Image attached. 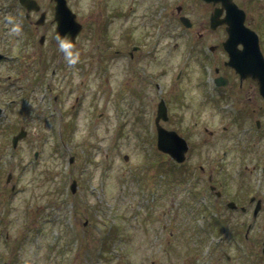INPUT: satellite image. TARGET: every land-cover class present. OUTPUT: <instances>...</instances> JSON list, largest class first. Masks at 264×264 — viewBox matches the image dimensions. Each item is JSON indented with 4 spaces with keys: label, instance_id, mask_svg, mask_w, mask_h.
<instances>
[{
    "label": "rangeland",
    "instance_id": "obj_1",
    "mask_svg": "<svg viewBox=\"0 0 264 264\" xmlns=\"http://www.w3.org/2000/svg\"><path fill=\"white\" fill-rule=\"evenodd\" d=\"M189 1L68 0L82 23L71 51L77 58L70 64L59 45H47L43 56L60 58L54 74V63L39 67L36 37L8 30L13 12L0 11V264H264L261 219L247 241L231 234L247 215L220 210L214 220L201 202L208 170L229 191L254 183L264 128L258 137L253 122L264 124V102L253 87L243 106L230 99L233 110L208 100L200 54L191 53L195 33L174 14ZM234 1L264 49V0ZM184 8L192 21L207 19L205 5ZM180 69L181 88L172 93ZM160 97L170 109L161 124L188 140L185 166L155 147ZM237 111L246 121L234 127ZM20 126L27 135L12 147ZM220 220L227 226L214 229ZM219 235L217 245L211 236Z\"/></svg>",
    "mask_w": 264,
    "mask_h": 264
},
{
    "label": "flooded vegetation",
    "instance_id": "obj_2",
    "mask_svg": "<svg viewBox=\"0 0 264 264\" xmlns=\"http://www.w3.org/2000/svg\"><path fill=\"white\" fill-rule=\"evenodd\" d=\"M196 4L207 6L208 8L207 19L205 18L199 21H195V20L192 21V19L187 15L184 7L187 6V8H190ZM54 5L55 3L53 0H34L31 1L30 3H24V4H22L19 0H0V11L4 8L11 12H14L13 16L16 17L13 18L18 17V20H20V22L24 24L28 32L36 35L39 34V46H38L40 50L39 67L44 69L49 63L51 64L54 63L55 68L52 70V74L55 73L54 71L55 69L56 70L61 69V67L59 66L60 58L56 59L55 56L56 52H53L49 56H43V53L47 45L49 46L59 45V42L56 40V36H55L56 22L54 20V10H53ZM97 5L100 7L101 4L97 3ZM219 5L220 4L218 3H213V2L207 3V2H203L202 0H191L189 1V3L185 4V6H183V4L176 5L175 6L176 12L174 14L179 22L182 16L188 17V19H185L186 22L185 24H189V27H185V28L194 30V31L193 30L190 31L192 34L195 33V39L193 40V47L199 52L198 54H200V56L198 54L197 55L201 57V59H203L206 62V64H208L211 71H213L212 74H213L214 90L216 92L218 91L224 92V94H226L225 96L230 97L233 101H236L237 103H240L243 106L245 102L249 101V96L247 93L248 88L252 89L253 87L257 96L260 95L257 89L256 82H254L253 79H251L250 77L241 78L237 74V72H235L226 63L228 54L223 46V41H225V38L227 36V33L225 32L226 25L221 24L211 27L209 21L210 14L213 12L215 8L218 9ZM14 10L20 12L18 13L15 12ZM219 33H221V35H219ZM64 39H68V38H64ZM129 54L132 56L131 52ZM209 63H211V65ZM181 76H182V70H180L177 73L176 79L177 80L180 79ZM215 81H218L219 83L216 84ZM235 88L239 91V93H241V96L233 93ZM224 94L221 93V96H224ZM56 98H57L56 95L53 96L54 100H56ZM243 98H245V100H243ZM232 103L234 104V102ZM244 112L241 113V115H239L242 122H244L242 120V117L244 116ZM209 133L212 132L209 131ZM183 137L185 136L183 135ZM245 149L246 147H237V146L236 148H234V150H238L242 152H245ZM229 151L230 149L224 148L222 153L226 154ZM258 152H260V150ZM262 153L264 154V152ZM257 160L261 161V159H257ZM262 160L263 163H261L262 167H260V171L256 172V168H255V173H254L261 177L259 179V183L257 185L251 184V187H249L247 181V183L243 182L237 184L232 191L226 190V187L222 186L223 185L222 182L219 181L218 183H216L212 176V172L211 173L209 172L207 177L209 184L207 187L209 188L211 195L213 197L212 208L214 213L218 214L220 213V210L223 212L224 211L237 212L239 214L238 215L239 217L241 215L244 216V214H251L254 220H256L257 218L261 219L264 226V158ZM199 168L201 171H203V167L200 166ZM246 168L247 165L245 166V169ZM238 171L239 172L236 175L241 176L242 179L245 180L247 177L246 174L243 173L244 170L238 169ZM250 171H249V175H250ZM255 186L256 188L255 190H253V187ZM230 202H232L233 205L230 204ZM237 223H238L237 226H231V227L233 228L235 227L236 229L244 228V230L238 232L236 230V231H232V233L234 232L243 233L244 236L249 234H254V229L251 228L250 223H247L245 227L243 221H239ZM227 224L228 223L226 222V225Z\"/></svg>",
    "mask_w": 264,
    "mask_h": 264
},
{
    "label": "water",
    "instance_id": "obj_3",
    "mask_svg": "<svg viewBox=\"0 0 264 264\" xmlns=\"http://www.w3.org/2000/svg\"><path fill=\"white\" fill-rule=\"evenodd\" d=\"M58 5L57 9L60 10L59 14L62 16L65 15L68 8L66 7L65 0H56ZM209 1V0H207ZM216 1V0H215ZM226 8V19L230 22L228 32L230 34V39L228 42L232 45V48L229 49V63H231L238 72L244 75H252L256 78L259 84L260 92L264 95V59L258 48L257 36L256 34L243 26L244 12L241 11L232 0H221ZM70 17L74 18V15L68 10ZM216 14L211 16V20L214 21ZM64 18V17H63ZM76 31L79 30L80 25L75 23ZM236 41H242L244 48L237 52L235 48ZM1 57V55H0ZM158 116L164 117V106L162 103L158 106ZM158 138H157V147L164 151L168 152L172 158L177 161H181L184 158L185 151V142L180 137H177L176 134L166 131L161 126L157 125ZM24 130L21 129L18 134L13 137V143L15 144L16 140L24 135ZM74 186L72 185V190Z\"/></svg>",
    "mask_w": 264,
    "mask_h": 264
},
{
    "label": "clouds",
    "instance_id": "obj_4",
    "mask_svg": "<svg viewBox=\"0 0 264 264\" xmlns=\"http://www.w3.org/2000/svg\"><path fill=\"white\" fill-rule=\"evenodd\" d=\"M11 31L13 33H19L20 32V25L19 24H16V23H13L12 24V28H11ZM59 47L65 51V54H66V57H67V60H68V63L72 64V63H75L76 62V56L73 55V53L71 51H69V49L71 48V44L70 42L67 40V39H61L59 41Z\"/></svg>",
    "mask_w": 264,
    "mask_h": 264
}]
</instances>
